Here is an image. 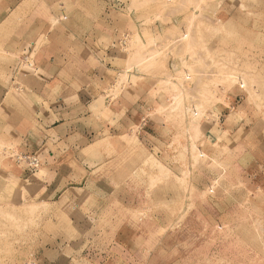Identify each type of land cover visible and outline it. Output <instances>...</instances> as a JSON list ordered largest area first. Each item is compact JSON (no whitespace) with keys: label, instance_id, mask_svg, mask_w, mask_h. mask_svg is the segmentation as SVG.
Returning a JSON list of instances; mask_svg holds the SVG:
<instances>
[{"label":"rangeland","instance_id":"rangeland-1","mask_svg":"<svg viewBox=\"0 0 264 264\" xmlns=\"http://www.w3.org/2000/svg\"><path fill=\"white\" fill-rule=\"evenodd\" d=\"M46 59L88 146L33 145ZM0 264H264V0H0Z\"/></svg>","mask_w":264,"mask_h":264},{"label":"crops","instance_id":"crops-1","mask_svg":"<svg viewBox=\"0 0 264 264\" xmlns=\"http://www.w3.org/2000/svg\"><path fill=\"white\" fill-rule=\"evenodd\" d=\"M50 61L46 59V70L37 81L40 90L33 91L31 89L33 95L30 93L34 100L38 99L40 102L38 115L33 117L35 126L38 127L40 141L33 145H38L37 148L35 147L38 152L44 149L49 150L48 146H77L75 148L88 146L90 138H95L94 131L84 123L89 124L92 119L96 118L91 107L97 101V98L90 91L89 85L86 86L87 88H82L77 86L79 82L67 83L65 74L62 76L65 78H60V81L56 80V75L51 72L54 71L56 66L62 70V68H65V64L62 63V66H60L56 63V66H53L54 64ZM68 81H70L69 78ZM54 87L61 89L59 90L61 92L55 93ZM69 97L70 102H68ZM31 115L29 112V115L25 117L23 127H27V119ZM30 119H32V116ZM23 142L26 146H31V133L23 138ZM25 150L27 151V149ZM38 152L35 151V154Z\"/></svg>","mask_w":264,"mask_h":264},{"label":"built area","instance_id":"built-area-1","mask_svg":"<svg viewBox=\"0 0 264 264\" xmlns=\"http://www.w3.org/2000/svg\"><path fill=\"white\" fill-rule=\"evenodd\" d=\"M29 161H30V163H32L33 165H38V161H37L36 159H34L33 161H32V159H31V160L29 159Z\"/></svg>","mask_w":264,"mask_h":264}]
</instances>
